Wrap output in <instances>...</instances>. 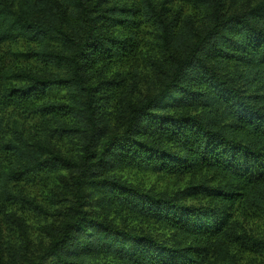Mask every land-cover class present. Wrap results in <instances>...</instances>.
<instances>
[{
  "label": "trees",
  "instance_id": "obj_1",
  "mask_svg": "<svg viewBox=\"0 0 264 264\" xmlns=\"http://www.w3.org/2000/svg\"><path fill=\"white\" fill-rule=\"evenodd\" d=\"M18 40L36 65L0 55V196L41 212L5 183L57 169L71 183L48 246L17 264L264 258L245 226L264 219V0H0V41ZM136 55L154 74L143 94L116 69ZM149 175L187 178L159 190Z\"/></svg>",
  "mask_w": 264,
  "mask_h": 264
},
{
  "label": "rangeland",
  "instance_id": "obj_2",
  "mask_svg": "<svg viewBox=\"0 0 264 264\" xmlns=\"http://www.w3.org/2000/svg\"><path fill=\"white\" fill-rule=\"evenodd\" d=\"M243 1L247 3L256 0ZM29 47L28 43L21 40H18L17 43L0 41V55L4 57V62L10 67L34 68L35 62L29 61L24 56L17 58L13 55V52H25ZM116 69L124 70L122 73L124 82L127 85H137L136 91L140 90L142 94L150 92L154 86V74L147 66L146 59H142L140 55L127 60L121 68L118 64ZM6 115L8 123L11 125L16 117L23 118L18 112L13 114L12 110H8ZM35 127L37 126L35 125ZM33 130L34 127L29 128L31 132ZM67 143V139L50 138L47 146L49 148L57 146L58 149L61 148L66 152ZM186 178L149 175L142 177V181L159 190H172L181 186ZM70 183L71 174L64 169L42 170L35 175L19 177L5 183V188L8 191L34 200L45 211L35 210L27 203L15 198L0 196V264H17L20 261L18 256L21 254L25 253L35 257L44 251L52 235L64 220L62 214L69 202ZM133 226L146 231L153 229L154 233L160 232V228L151 222L148 224L136 222L133 223ZM245 226L250 234L264 238V219H248ZM243 261L249 264H264V258L255 253L246 255Z\"/></svg>",
  "mask_w": 264,
  "mask_h": 264
}]
</instances>
